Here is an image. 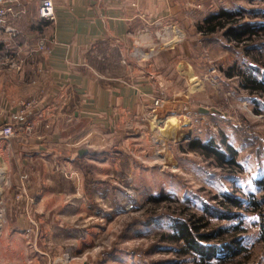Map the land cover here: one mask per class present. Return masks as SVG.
Wrapping results in <instances>:
<instances>
[{"label": "rangeland", "instance_id": "374dc122", "mask_svg": "<svg viewBox=\"0 0 264 264\" xmlns=\"http://www.w3.org/2000/svg\"><path fill=\"white\" fill-rule=\"evenodd\" d=\"M184 4L180 17L142 29L133 41V59L154 61L151 108L131 126L121 123L108 147L71 169L57 167L43 197H7L6 187L0 264H202L175 238L190 216L202 232L225 230L210 242L223 258L209 264H264V210L248 207L251 194H264L257 183L264 178V88L255 86L264 85V0ZM222 9L260 25L253 39L202 35L198 24ZM135 48L148 56L138 59ZM195 140L228 155L231 147L240 166L191 147ZM229 196L242 206L231 207ZM224 209L237 217L226 218ZM232 236L242 247L236 256L224 250Z\"/></svg>", "mask_w": 264, "mask_h": 264}, {"label": "crops", "instance_id": "0c3cea01", "mask_svg": "<svg viewBox=\"0 0 264 264\" xmlns=\"http://www.w3.org/2000/svg\"><path fill=\"white\" fill-rule=\"evenodd\" d=\"M184 1L54 0L53 21L38 17V0L16 4L12 22L21 32L13 45L25 62L21 70L0 66V129L17 123L22 101L38 103L24 118L33 133L0 138L7 197L22 192L23 174L32 197L52 192L57 167L71 169L108 147L121 123L129 127L151 108L154 61L133 59V41L142 29L180 17ZM2 40L0 62L9 54ZM40 40L44 50L28 55Z\"/></svg>", "mask_w": 264, "mask_h": 264}, {"label": "trees", "instance_id": "16d2710c", "mask_svg": "<svg viewBox=\"0 0 264 264\" xmlns=\"http://www.w3.org/2000/svg\"><path fill=\"white\" fill-rule=\"evenodd\" d=\"M239 14L240 13L222 9L218 13H213L209 15L202 23L198 24V31L202 35H212L219 31H223V34L228 40L236 42H241L246 39H253V36L258 31L260 25L250 21L240 22V18H237ZM226 74L228 77L233 76L235 74L234 69L230 68L226 71ZM252 82H254V80ZM243 85L247 86L246 82H243ZM255 86L256 88H264L263 82H258V84L256 82ZM191 144V147L193 148L199 147L200 149L206 151V153L208 154L216 155V158L220 163L240 166V163L237 162L235 158L236 152L232 150L231 147H227L229 150L228 155V151H221L220 149L215 147L211 142L203 143L199 140H195ZM257 183L258 186L264 190V178L259 179ZM248 198V207L250 206V210L258 212H262L264 210L262 209V207L264 206V194L262 195V197H256L254 196V194H251ZM226 200L228 201L227 203L231 205V207H241L243 204V199L239 197L229 196L226 197ZM225 209L222 212L224 216H226V218H231L232 216L237 217V214L231 213V210L226 211ZM196 222V219L192 216L178 222L177 228L180 232V235L175 238L178 240H185L187 248L184 252H192L195 254H199L201 256L199 262L202 264H209V259H212L215 256H218V258H223L217 253L218 247L215 245H211L210 242L214 238L218 237L217 239H219V237L222 236L225 230H222V228L219 227L215 232L213 231L214 233H205L200 231V226L197 225ZM231 238V244L225 245L224 250L227 252L228 256H236L241 252L242 247L240 242H236V238H234L233 236Z\"/></svg>", "mask_w": 264, "mask_h": 264}, {"label": "built area", "instance_id": "2783aa9c", "mask_svg": "<svg viewBox=\"0 0 264 264\" xmlns=\"http://www.w3.org/2000/svg\"><path fill=\"white\" fill-rule=\"evenodd\" d=\"M20 0H0V40L4 41L9 54L6 56L4 61L0 62V66H5L12 70H21L25 58L21 57L19 51L13 45L20 36L19 28L12 22L13 17H16L19 12L16 10V4ZM38 17L41 19L53 21L56 18L54 0H38ZM45 43L40 40L35 45L27 49L28 55H33L39 51L44 50ZM133 55L138 59L145 58L148 56V52H144L141 49L135 48ZM38 103V99L32 98L30 100H24L21 102L20 115L16 124L8 123L0 129V138L10 140L13 137L27 133H33L34 126L30 122H25V116L28 111L31 110ZM0 171H3L1 169ZM22 192L18 197H22L27 192V175H22ZM7 187L6 178H0V197L5 196V190Z\"/></svg>", "mask_w": 264, "mask_h": 264}]
</instances>
